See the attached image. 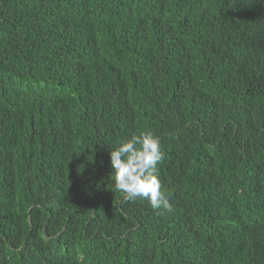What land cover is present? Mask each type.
<instances>
[{"label":"trees","instance_id":"16d2710c","mask_svg":"<svg viewBox=\"0 0 264 264\" xmlns=\"http://www.w3.org/2000/svg\"><path fill=\"white\" fill-rule=\"evenodd\" d=\"M0 264H264V0H0Z\"/></svg>","mask_w":264,"mask_h":264},{"label":"clouds","instance_id":"9594fccd","mask_svg":"<svg viewBox=\"0 0 264 264\" xmlns=\"http://www.w3.org/2000/svg\"><path fill=\"white\" fill-rule=\"evenodd\" d=\"M159 137L150 129L121 140L110 151L114 170V188L123 193L126 202L147 199L153 209L171 211L172 205L161 191L157 164L162 161Z\"/></svg>","mask_w":264,"mask_h":264}]
</instances>
